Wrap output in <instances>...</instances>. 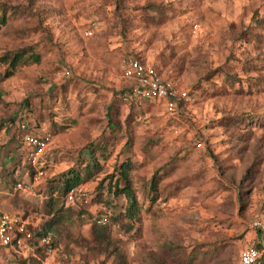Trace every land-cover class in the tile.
Masks as SVG:
<instances>
[{
	"label": "rangeland",
	"instance_id": "1",
	"mask_svg": "<svg viewBox=\"0 0 264 264\" xmlns=\"http://www.w3.org/2000/svg\"><path fill=\"white\" fill-rule=\"evenodd\" d=\"M0 23V215L39 231L67 176L86 184L37 258L1 248L0 264H241L264 246V0H0ZM16 52L41 61L13 68ZM130 57L187 91L175 111L121 101ZM44 130L35 180L29 136ZM128 160L137 220L114 187Z\"/></svg>",
	"mask_w": 264,
	"mask_h": 264
},
{
	"label": "built area",
	"instance_id": "2",
	"mask_svg": "<svg viewBox=\"0 0 264 264\" xmlns=\"http://www.w3.org/2000/svg\"><path fill=\"white\" fill-rule=\"evenodd\" d=\"M123 76L131 82V88L124 93V98H143L164 100L168 110L175 111L180 100L187 97V91L183 87H177L171 80L160 75L156 68L138 58H125L123 60ZM25 128V125H22ZM29 136L31 150L27 154L29 165L34 169V179L39 180L45 174V168L49 165L46 159H42L43 151L50 142L51 135ZM13 192L29 191L31 185L26 182H16L12 187ZM86 196V184L72 188L65 196L64 203L67 207L75 206L79 199ZM2 198L0 196V206ZM37 242H35V241ZM38 245L49 244L47 235L37 236L28 227V221L9 212L0 215V250L11 248L16 254L28 257L36 255ZM263 251L258 249L255 243L249 244L241 253V264H263Z\"/></svg>",
	"mask_w": 264,
	"mask_h": 264
},
{
	"label": "trees",
	"instance_id": "3",
	"mask_svg": "<svg viewBox=\"0 0 264 264\" xmlns=\"http://www.w3.org/2000/svg\"><path fill=\"white\" fill-rule=\"evenodd\" d=\"M1 23L4 24L6 23V16H2L1 17ZM0 23V24H1ZM40 54H36V53H30L28 55H26L25 53L22 52H16L13 57L10 59L11 63H12V67L15 68L17 66V64L24 59L25 61H29L31 60L30 63H35V62H40ZM11 72H8L7 75H11ZM124 93L125 92H120L119 93V97L121 99V101H123L124 103H126V101L124 100ZM25 151L23 152L24 155ZM96 164H94L95 166ZM134 168V162H132L131 160L129 161H125L121 164V167L119 169V173H120V178L119 179H123L125 184L123 186H120L118 180L115 183V193L116 195H124L127 199V207L125 209L124 215L129 218L130 220H137L138 217H140V215L143 212V206L140 204L139 201V197L137 195V190L136 187L133 184V179L131 177V171ZM91 176V171L86 175L87 177ZM81 176L80 172H73L72 175H68L66 180H64V184L63 187L60 189L62 190V197H63V207L65 206V208L67 207L64 203V198L66 196V194L74 187L79 186L81 184H84V180L85 177ZM160 180V176L158 173H156L152 179V190L157 191L158 192V181ZM53 187V186H52ZM54 189L51 191V193L53 194ZM156 200V196L152 198V201ZM60 202L56 199H51L49 202V206L51 207V213L54 214V218L48 222L45 223V226H43V228H41V230L36 231V237L37 236H43L46 235L48 230H50L55 224H57L60 221V217H61V209L63 208L62 205L60 207ZM69 207H75V206H69ZM60 218V219H59ZM35 241V240H34ZM36 242V241H35ZM37 243V242H36ZM47 244L41 246L37 244V248H36V255H33L34 257H38V253L41 249H43ZM258 249H260L261 251H263L262 254V260H263V264H264V246L262 245H258L257 246Z\"/></svg>",
	"mask_w": 264,
	"mask_h": 264
}]
</instances>
